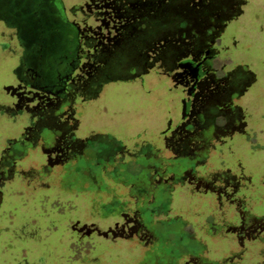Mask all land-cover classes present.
Instances as JSON below:
<instances>
[{"label":"rangeland","instance_id":"374dc122","mask_svg":"<svg viewBox=\"0 0 264 264\" xmlns=\"http://www.w3.org/2000/svg\"><path fill=\"white\" fill-rule=\"evenodd\" d=\"M180 1L158 35L175 48ZM235 1L194 16L187 38L245 74L248 125L216 139L187 122L160 133L181 118V86L173 64L131 65L125 0H61L81 44L61 98L19 82L0 20V264H264V0Z\"/></svg>","mask_w":264,"mask_h":264},{"label":"flooded vegetation","instance_id":"af4514ba","mask_svg":"<svg viewBox=\"0 0 264 264\" xmlns=\"http://www.w3.org/2000/svg\"><path fill=\"white\" fill-rule=\"evenodd\" d=\"M125 1L130 5L125 15L131 21L124 53L138 60L131 64L133 60L130 59L127 65H141V69H147L162 66L163 62L173 64V70L168 71L171 88L173 83L181 86V118L174 123L169 117L160 133L168 131L174 124L178 126L187 122L195 126V131H203L216 139L223 131L240 130L247 126L242 118H248L251 112L247 110L248 105L240 104L238 99L248 93L245 91V74L228 75L224 64L219 63L220 59H214L215 55L207 47L209 43L207 46L204 44L195 57L191 55V44L187 42L189 33L194 31L191 20L194 16L208 14L219 20L216 13H230L236 1L215 0L210 5L208 0H181L174 7L171 3L173 12L179 14V27L186 31L178 49L177 45L175 48L168 41L162 43V38L158 36L161 28L168 27L171 22L168 18L163 19V9H171L165 6L166 0ZM63 9L61 0H0V20L13 29L21 51L13 69L16 78L27 86L50 91L60 98L65 96L66 83L79 64L81 46L78 29L67 21ZM211 31L209 34L215 38L213 27ZM203 37H207L206 34ZM167 45L176 52L163 55ZM180 50L179 55L177 51ZM156 73L161 79L158 70ZM133 81L138 87H145L143 77ZM140 135L138 133V137ZM209 141H203L204 147L209 145ZM194 145L201 146L197 142Z\"/></svg>","mask_w":264,"mask_h":264}]
</instances>
